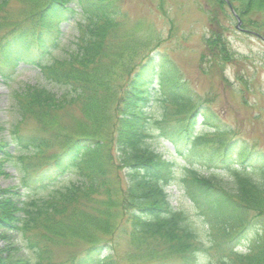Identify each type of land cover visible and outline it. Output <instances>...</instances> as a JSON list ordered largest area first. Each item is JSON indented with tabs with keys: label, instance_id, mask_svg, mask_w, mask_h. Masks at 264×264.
Wrapping results in <instances>:
<instances>
[{
	"label": "trees",
	"instance_id": "trees-1",
	"mask_svg": "<svg viewBox=\"0 0 264 264\" xmlns=\"http://www.w3.org/2000/svg\"><path fill=\"white\" fill-rule=\"evenodd\" d=\"M229 1L241 27L264 39V0ZM17 2L13 14L0 0V79L30 66L62 92L26 85L13 95L17 123L32 121L39 133L16 125L12 152L0 139V178L7 163L18 178L0 188V264H264V224L256 219L264 217L263 152L212 120L167 54L138 56L149 37L140 42V24L119 0ZM206 6L200 60L223 73L240 57L224 34L232 18L222 0ZM70 22L78 24L72 50L50 58ZM200 118L211 133L195 134ZM163 141L189 166L163 159L154 147ZM197 168L228 171L231 184ZM171 186L205 221L209 248L169 202ZM75 246L56 261L54 252Z\"/></svg>",
	"mask_w": 264,
	"mask_h": 264
},
{
	"label": "rangeland",
	"instance_id": "rangeland-1",
	"mask_svg": "<svg viewBox=\"0 0 264 264\" xmlns=\"http://www.w3.org/2000/svg\"><path fill=\"white\" fill-rule=\"evenodd\" d=\"M120 8L130 22L139 23L136 29L137 38L142 40L148 36L150 42L146 47L137 46L142 51L138 56L165 53L174 63L175 68L196 95L204 97L208 102V115L223 129L234 137L243 138L252 148L264 154V42L246 35L235 28L236 22L229 20V26L224 33L229 48L238 56L234 66H227L223 73L210 71L200 57L205 52L207 20L205 10L206 0H119ZM17 0H8L7 9L13 14L20 10ZM229 12V11H228ZM6 30H0V42ZM59 48L53 51L50 58H62L73 48V42L78 35V24L70 22L61 25ZM138 60L136 59V62ZM0 79V126L3 131L0 139L10 144L9 152L13 151L14 135L12 131L18 126L21 134L39 133L32 121L24 120L20 125L18 112L13 95L26 85L46 88L53 93L62 92L53 84L47 83L34 67L18 66L9 80ZM202 119L198 120L200 124ZM196 132H205L206 128L198 125ZM155 149L163 154L164 159L173 160L183 167L189 166L185 158L166 153L173 152L166 142L154 143ZM236 166V165H235ZM202 177H215L224 184H231L228 171H213L196 169ZM7 178H0V188L16 185L18 182L15 170L8 163L5 166ZM169 202L174 208L184 212L199 234V241L204 248H209V235L204 220L200 219L191 206V202L183 192L174 186L165 190ZM253 218V215L251 216ZM250 217V218H251ZM255 218V217H254ZM264 224L263 218H256ZM76 245V244H75ZM119 252L127 248L124 240L119 241ZM86 247L80 246L82 253ZM78 252L76 246L60 248L54 252V258L66 260L69 252ZM244 252V251H241ZM75 253V254H76ZM209 259V254L206 253ZM200 259H204L200 256ZM199 264H205L202 260Z\"/></svg>",
	"mask_w": 264,
	"mask_h": 264
},
{
	"label": "water",
	"instance_id": "water-1",
	"mask_svg": "<svg viewBox=\"0 0 264 264\" xmlns=\"http://www.w3.org/2000/svg\"><path fill=\"white\" fill-rule=\"evenodd\" d=\"M226 3H227V5L229 6V8H230V5H229V2L227 1V0H224ZM235 16V18L238 20V23H237V26L236 27H238L239 25H240V21H239V19H238V17L236 16V15H234ZM243 32H245V33H248V34H251V35H253V36H258L257 34H255V33H252V32H249V31H243Z\"/></svg>",
	"mask_w": 264,
	"mask_h": 264
}]
</instances>
